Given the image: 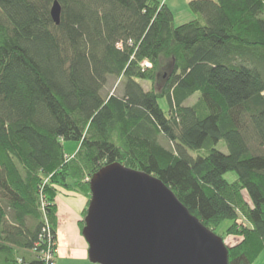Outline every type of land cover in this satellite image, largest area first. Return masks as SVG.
Returning <instances> with one entry per match:
<instances>
[{
    "label": "trees",
    "instance_id": "1",
    "mask_svg": "<svg viewBox=\"0 0 264 264\" xmlns=\"http://www.w3.org/2000/svg\"><path fill=\"white\" fill-rule=\"evenodd\" d=\"M189 6L176 24L161 0H0V264L56 260L58 194L89 205L91 177L115 162L214 231L230 221L229 264L264 252V0Z\"/></svg>",
    "mask_w": 264,
    "mask_h": 264
},
{
    "label": "water",
    "instance_id": "2",
    "mask_svg": "<svg viewBox=\"0 0 264 264\" xmlns=\"http://www.w3.org/2000/svg\"><path fill=\"white\" fill-rule=\"evenodd\" d=\"M51 15L59 24L61 5ZM83 234L97 264H229V245L157 176L121 162L90 179Z\"/></svg>",
    "mask_w": 264,
    "mask_h": 264
},
{
    "label": "crops",
    "instance_id": "3",
    "mask_svg": "<svg viewBox=\"0 0 264 264\" xmlns=\"http://www.w3.org/2000/svg\"><path fill=\"white\" fill-rule=\"evenodd\" d=\"M57 264H97L90 260L89 244L80 228L88 198L80 192H63L57 199ZM241 236L229 235L226 243L233 245Z\"/></svg>",
    "mask_w": 264,
    "mask_h": 264
},
{
    "label": "rangeland",
    "instance_id": "4",
    "mask_svg": "<svg viewBox=\"0 0 264 264\" xmlns=\"http://www.w3.org/2000/svg\"><path fill=\"white\" fill-rule=\"evenodd\" d=\"M161 1L166 2L172 6V8L175 12V23L176 24L184 23V22L191 20L197 16V14L194 13L189 6L190 0H161ZM141 82L143 83V81H141ZM146 87L149 88V84L148 85L146 84ZM121 88H122L121 84L117 83V81H115L114 78L110 79V81L107 85V91H115L116 93H120ZM197 97H198V94H195L192 97L191 101H194ZM164 108H166L165 104H164ZM78 146H79L78 141H75V140L64 141V147H65L66 153H73L74 151L77 150ZM219 148L225 152L228 151L224 141H221L219 143ZM193 154L196 155L195 152H193ZM225 177L229 181L233 182L237 178V172L236 171H229L226 173ZM83 217L84 216L82 215V218ZM229 224H230V221L226 220L215 231L217 234L223 236L225 242H226V239L229 237V235H227L225 233V230ZM79 225H80V223H79ZM80 228L82 230L81 225H80ZM241 239L242 238L237 240L235 244L239 243L241 241ZM263 263H264V252H262L261 255L255 260V264H263ZM56 264H57V261H56Z\"/></svg>",
    "mask_w": 264,
    "mask_h": 264
},
{
    "label": "built area",
    "instance_id": "5",
    "mask_svg": "<svg viewBox=\"0 0 264 264\" xmlns=\"http://www.w3.org/2000/svg\"><path fill=\"white\" fill-rule=\"evenodd\" d=\"M53 255V250L50 248L49 250H47V252L44 253L43 258L47 261L48 264H56V260L54 259Z\"/></svg>",
    "mask_w": 264,
    "mask_h": 264
}]
</instances>
